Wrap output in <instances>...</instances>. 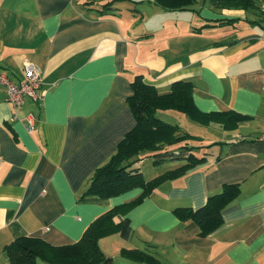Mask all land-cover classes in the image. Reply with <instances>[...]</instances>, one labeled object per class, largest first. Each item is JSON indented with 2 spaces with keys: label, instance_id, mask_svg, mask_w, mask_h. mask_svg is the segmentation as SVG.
<instances>
[{
  "label": "crops",
  "instance_id": "1",
  "mask_svg": "<svg viewBox=\"0 0 264 264\" xmlns=\"http://www.w3.org/2000/svg\"><path fill=\"white\" fill-rule=\"evenodd\" d=\"M128 1L136 7L122 10L117 0H0V71L17 83L30 61L43 79L41 98L17 109L0 86V264H9L3 248L20 237L73 244L99 216L140 195L137 188L82 199L94 170L134 127L126 98L137 75L160 94L174 81L191 82L199 111H234L250 120L230 129L187 125L210 139L191 149L205 155V164L155 188L126 215L129 238L111 254L98 243L101 251L111 264H134L120 256L122 248L148 250L161 264H264V29L249 25L243 11H216L206 0L183 11ZM220 19L236 22L219 27ZM169 114L156 116L186 132ZM198 133L189 134L203 140ZM179 146L153 164L171 160L166 171L181 166L189 151ZM141 162L145 180L166 172L153 167L145 178ZM226 184H239L240 193L207 237L172 213L202 207Z\"/></svg>",
  "mask_w": 264,
  "mask_h": 264
},
{
  "label": "trees",
  "instance_id": "2",
  "mask_svg": "<svg viewBox=\"0 0 264 264\" xmlns=\"http://www.w3.org/2000/svg\"><path fill=\"white\" fill-rule=\"evenodd\" d=\"M197 0H153L154 5L164 11L189 10ZM214 10H235L245 13L249 25L264 29V0H206ZM106 6V5H105ZM218 26H232L236 20L220 19ZM131 93L126 98V106L131 111L135 124L118 143L115 152L97 167L89 179L82 199H105L122 195L133 189H141L134 200L113 207L95 219L84 231L81 238L70 245L52 246L42 239L20 237L3 248L9 264H111L109 257L101 251V239L119 234L121 238L130 236V224L126 215L138 206L144 198L165 181L180 178L198 166L205 164V155L198 157L191 153L183 159V164L168 170L150 180H145L136 164L144 158L168 154L169 148L178 146L195 137L177 126L156 116L157 112L173 111L182 114L191 123L199 126L218 124L223 129L235 128L250 118L234 111L203 113L192 99L191 82L178 80L170 86V91L160 94L155 86L144 82L137 75L130 83ZM186 148V146H179ZM219 158L216 159L218 161ZM240 193L239 184L223 185L220 192L207 197L205 204L198 208H175L174 216L181 221L192 222L197 227V236L207 237L223 224L222 211ZM120 256L134 264H161L154 253L145 249L120 250Z\"/></svg>",
  "mask_w": 264,
  "mask_h": 264
},
{
  "label": "built area",
  "instance_id": "3",
  "mask_svg": "<svg viewBox=\"0 0 264 264\" xmlns=\"http://www.w3.org/2000/svg\"><path fill=\"white\" fill-rule=\"evenodd\" d=\"M42 74L37 65L30 61L23 62V77L17 83L11 81L6 73L0 71V86L6 93V101L17 109L27 99L37 101L41 98ZM28 132L34 130L33 117L26 118ZM264 141V138L261 139Z\"/></svg>",
  "mask_w": 264,
  "mask_h": 264
},
{
  "label": "rangeland",
  "instance_id": "4",
  "mask_svg": "<svg viewBox=\"0 0 264 264\" xmlns=\"http://www.w3.org/2000/svg\"><path fill=\"white\" fill-rule=\"evenodd\" d=\"M115 6H117L118 8H121L122 10H127V9H133L134 7H136V4L129 2L128 0H117V2H115ZM167 113H171L169 115H171L172 118H175L177 122H180L182 128L189 133H197L201 134V138L203 140H187L181 143V146H188V147H197V146H201V144H207V141H209V137L207 136V134L205 133V130H198V129H192L190 127H188L187 125H192L191 122L185 118L182 114L173 112V111H167ZM209 132V130L207 131V133ZM210 133V132H209ZM207 140V141H204ZM216 149V148H215ZM216 151V150H215ZM155 160V158L148 156L146 158H144L141 162V168H146V173H145V178H150L149 176V171H151V169H153V167L156 169V171L158 172H164L167 169L172 168L174 165H171V160H161V162L157 163V164H153V161ZM147 168H149V170L147 171ZM148 172V173H147ZM124 243L122 238L120 237L119 234H115L113 236H110L108 238H105L103 240H100L99 245L101 246V248L107 252L108 254L114 253L116 248L120 245L118 244H122ZM118 257V256H117ZM116 259H122L120 257L116 258ZM123 261V260H120ZM36 264H44L40 261H37Z\"/></svg>",
  "mask_w": 264,
  "mask_h": 264
}]
</instances>
